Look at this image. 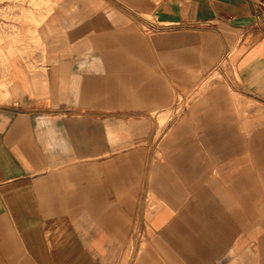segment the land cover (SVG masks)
I'll return each mask as SVG.
<instances>
[{
  "label": "crops",
  "instance_id": "0c3cea01",
  "mask_svg": "<svg viewBox=\"0 0 264 264\" xmlns=\"http://www.w3.org/2000/svg\"><path fill=\"white\" fill-rule=\"evenodd\" d=\"M49 2L0 60V264H264V0Z\"/></svg>",
  "mask_w": 264,
  "mask_h": 264
},
{
  "label": "rangeland",
  "instance_id": "374dc122",
  "mask_svg": "<svg viewBox=\"0 0 264 264\" xmlns=\"http://www.w3.org/2000/svg\"><path fill=\"white\" fill-rule=\"evenodd\" d=\"M52 7L53 4L49 0H0V16L11 20V13L18 14L17 18L13 19L18 22V28L14 27L17 29V35L0 36V60L3 64L4 60L11 59L13 55L27 59L42 51L44 53L45 49L38 36L37 28L43 20L42 13L44 11L48 13ZM23 32L27 35L25 36ZM169 118V115L164 116L163 121Z\"/></svg>",
  "mask_w": 264,
  "mask_h": 264
}]
</instances>
